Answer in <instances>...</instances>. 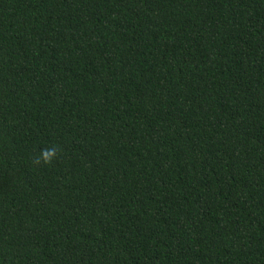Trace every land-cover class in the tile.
Segmentation results:
<instances>
[{"label":"trees","instance_id":"obj_1","mask_svg":"<svg viewBox=\"0 0 264 264\" xmlns=\"http://www.w3.org/2000/svg\"><path fill=\"white\" fill-rule=\"evenodd\" d=\"M0 264H264V0H0Z\"/></svg>","mask_w":264,"mask_h":264},{"label":"clouds","instance_id":"obj_2","mask_svg":"<svg viewBox=\"0 0 264 264\" xmlns=\"http://www.w3.org/2000/svg\"><path fill=\"white\" fill-rule=\"evenodd\" d=\"M44 158H45V160H49L51 158V155L50 154H46Z\"/></svg>","mask_w":264,"mask_h":264}]
</instances>
